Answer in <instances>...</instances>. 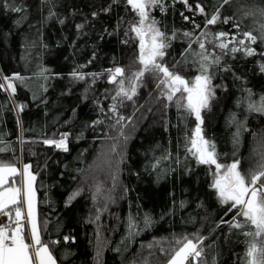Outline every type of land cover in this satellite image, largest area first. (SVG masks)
Segmentation results:
<instances>
[{"label": "trees", "instance_id": "16d2710c", "mask_svg": "<svg viewBox=\"0 0 264 264\" xmlns=\"http://www.w3.org/2000/svg\"><path fill=\"white\" fill-rule=\"evenodd\" d=\"M164 2L165 11L149 10L161 31L168 36L176 33L163 63L192 79L197 72L191 64L173 68L188 49L189 38L183 33L192 32L194 39L202 31H223L231 37L238 31L233 24L241 22L238 9L264 0H232L220 9V22L207 29L196 5L211 14L217 0H187V5L183 0ZM15 3L24 11L12 12L0 3V83L3 77L17 74L25 80L13 81L15 93L0 88V141L10 146L0 153V161L20 167L23 159L31 166L36 175L41 239L49 244L57 263L167 264L176 239L199 235L206 237L208 264L213 258L217 264H240L246 238L238 234L240 230L221 223L231 220L235 210L228 212V205L220 203L211 187L214 166L210 170L197 164L185 152V138L196 126L194 116L185 118L172 104L166 107V99H158L157 81L145 74L133 100L118 106L119 114L128 118L123 122L124 136L119 135L120 126L110 127L114 121L107 118L112 115L108 108L116 86L107 82L106 70L121 67L127 76L139 67L138 40L129 32L136 17L126 0ZM50 10L55 15L48 18ZM22 16L26 19L17 23ZM228 16L234 19L223 23ZM81 24L82 28L76 27ZM250 27L252 21L244 19L239 31ZM206 47L219 53L207 42ZM253 47L258 53L261 50L259 45ZM192 49L199 51L198 44L192 43ZM261 63L264 56L259 54L225 56L221 64L230 70L215 72V99L202 112L204 136L215 144L219 162L239 160L244 174L264 153V115L243 112L237 101L248 89L253 98L264 95ZM38 66L49 70L46 91L36 77ZM74 69L103 75L95 83L91 76L75 81ZM18 105H23L20 113ZM233 113L246 121L238 147L233 144L236 127L228 122ZM97 120L105 122L95 124ZM64 133L68 134V151L44 143ZM113 144L116 153L111 151ZM165 154L169 158L153 168ZM76 191L80 194L69 202ZM145 216L151 218L150 226L145 225ZM130 218L136 225L131 237ZM65 236L69 241H64Z\"/></svg>", "mask_w": 264, "mask_h": 264}, {"label": "snow or ice", "instance_id": "6c2138e0", "mask_svg": "<svg viewBox=\"0 0 264 264\" xmlns=\"http://www.w3.org/2000/svg\"><path fill=\"white\" fill-rule=\"evenodd\" d=\"M46 4L54 3V0H44ZM187 5V0H183ZM232 0H217L214 11L209 14L205 8L199 4L196 9L205 16V29L209 25H215L221 20V11L224 5L230 4ZM10 11L21 13L23 7L17 6L15 0H0ZM126 4L131 6L136 20L130 25L129 32L135 33L134 40H138V56L136 63L138 69L130 75H125V70L121 67L107 69L108 83L115 85V94L111 99L113 103L109 106L108 112L111 116L107 118L114 121L111 128L120 126V136H124V121L128 118L119 114L118 106L124 100H133L137 95V90L143 85L145 74H151L157 81L156 88L159 91V98H164L168 102L165 106L172 104L177 111L185 118L194 116L196 126L190 136L185 138V152L196 160L197 164L207 165L212 170L211 187L216 191L217 198L222 205H228V212L235 210V215L227 223L230 229L240 230L238 234L246 238V250L240 264H264V153H260V158L255 166L248 170L247 174L240 171V161L233 160L230 164L219 162V155L216 152L215 144L205 138L203 133L202 112L210 108L211 101L215 99L216 86L213 79L217 70L229 71L227 66H222L221 62L225 56L235 58L236 53H242L245 57H253L259 54L264 56V3L244 5L239 11L242 12L241 22L234 23L233 27L238 31L229 37L227 32L216 34L210 31H202L194 39L192 32H184L183 36L189 38L188 49L181 61L173 65V68L180 64H191L195 67L197 74L192 79L185 78L176 71L171 70L163 59L167 54V49L171 47V41L176 38L173 32L168 36L157 27L158 21L150 15V9L158 8L165 11L164 0H126ZM191 10V6H189ZM55 13L49 11V17ZM25 16L21 17L17 23H21ZM185 20L188 17H184ZM234 17H224L223 23H229ZM244 19L252 21V27L246 31H239ZM64 23L63 20L60 21ZM82 28L83 25H77ZM199 28L200 25H196ZM128 33H125L127 35ZM128 41H125L127 43ZM212 45L214 49H219V53L210 52L206 47ZM192 43L198 44L199 51L192 49ZM231 45V46H230ZM253 45H259V53ZM91 63V61H89ZM39 71L36 77L42 81L40 88L47 90L46 82L49 79L48 69L38 66ZM85 67V66H80ZM260 71L264 72V63L260 64ZM103 73L84 74L78 70H73L71 76L75 81H83L87 76L92 77V82L102 76ZM6 83H0V88L10 89L15 93L16 87L13 81L24 83L25 78L20 75L13 77H3ZM246 94L237 101V106L248 114L259 113L264 115V95L253 98L250 89L245 90ZM21 111L23 105L17 106ZM104 113L103 107L100 108ZM104 120H97L95 124H103ZM229 124L235 125L236 131L233 134V144L238 147L241 133L246 130V121L237 119L235 113L229 117ZM67 133L61 135L60 140H45L48 145H55L56 148L68 151ZM126 140L127 137H124ZM10 150V146L0 141V153ZM111 151L117 152V145L113 144ZM167 154L160 157L153 168L157 167L162 160L168 159ZM30 165L25 164L22 169H18L14 164L0 161V213L4 214L11 221L10 224L0 226V264H57V260L50 250L49 244L41 239L40 229L36 220L35 204L36 191L34 181L36 176L30 172ZM20 177V180H17ZM115 180V176H113ZM79 191L69 196V202L79 195ZM26 208V213L25 209ZM227 214V213H226ZM14 216V218H13ZM146 226H150L151 218L144 217ZM133 220H129V237L136 233ZM206 237L195 236L175 240L176 247L169 253L167 264H208L204 240ZM64 241H69L65 236ZM52 244L58 241H52ZM151 247V245H149ZM211 248V246H208ZM164 251V249H161ZM119 251V249H117ZM100 253H97L99 257ZM211 264H217L215 258Z\"/></svg>", "mask_w": 264, "mask_h": 264}, {"label": "rangeland", "instance_id": "374dc122", "mask_svg": "<svg viewBox=\"0 0 264 264\" xmlns=\"http://www.w3.org/2000/svg\"><path fill=\"white\" fill-rule=\"evenodd\" d=\"M4 83H6V81H4ZM17 107V106H16ZM17 109H18V113H20V109L17 107ZM21 143H23V139L21 138ZM21 160V165H20V167L18 166V165H15L18 169H22L23 168V166L25 165V163L23 162V159H20ZM30 170V169H29ZM30 172L31 173H33L34 174V172H32L31 170H30ZM35 175V174H34ZM36 176V175H35ZM17 180L19 181L20 180V177H17ZM35 183H36V180L34 181V188H35V191H36V186H35ZM25 210V213H26V208L24 209ZM35 212H36V220H37V224H38V227H39V229H40V234H41V228H40V222H39V218H38V196H37V191H36V204H35ZM13 218H14V216H13ZM0 219H2L3 221H5V222H11L10 220H9V218L7 217V216H5L4 214H2V213H0Z\"/></svg>", "mask_w": 264, "mask_h": 264}, {"label": "built area", "instance_id": "2783aa9c", "mask_svg": "<svg viewBox=\"0 0 264 264\" xmlns=\"http://www.w3.org/2000/svg\"><path fill=\"white\" fill-rule=\"evenodd\" d=\"M58 141V140H57ZM11 222H5L2 219H0V226H4L6 224H10Z\"/></svg>", "mask_w": 264, "mask_h": 264}, {"label": "crops", "instance_id": "0c3cea01", "mask_svg": "<svg viewBox=\"0 0 264 264\" xmlns=\"http://www.w3.org/2000/svg\"><path fill=\"white\" fill-rule=\"evenodd\" d=\"M58 264V263H57Z\"/></svg>", "mask_w": 264, "mask_h": 264}, {"label": "water", "instance_id": "95a60500", "mask_svg": "<svg viewBox=\"0 0 264 264\" xmlns=\"http://www.w3.org/2000/svg\"><path fill=\"white\" fill-rule=\"evenodd\" d=\"M48 145V144H47Z\"/></svg>", "mask_w": 264, "mask_h": 264}]
</instances>
